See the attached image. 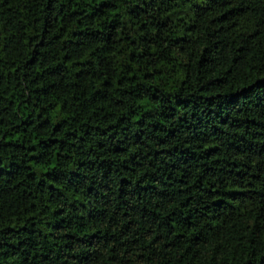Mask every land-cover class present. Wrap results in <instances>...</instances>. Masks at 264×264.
Listing matches in <instances>:
<instances>
[{
	"label": "trees",
	"instance_id": "trees-1",
	"mask_svg": "<svg viewBox=\"0 0 264 264\" xmlns=\"http://www.w3.org/2000/svg\"><path fill=\"white\" fill-rule=\"evenodd\" d=\"M0 264H264V0H0Z\"/></svg>",
	"mask_w": 264,
	"mask_h": 264
}]
</instances>
